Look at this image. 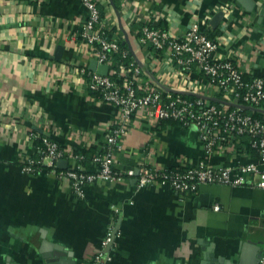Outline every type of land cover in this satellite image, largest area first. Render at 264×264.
Listing matches in <instances>:
<instances>
[{"label":"crops","instance_id":"crops-1","mask_svg":"<svg viewBox=\"0 0 264 264\" xmlns=\"http://www.w3.org/2000/svg\"><path fill=\"white\" fill-rule=\"evenodd\" d=\"M252 3V11L238 0H127L124 5L103 0L100 7L105 24L144 70V82L195 96L200 94L195 81L205 82V76L197 70L189 77L180 74L166 50L139 42L135 25L152 23L182 35L198 20L202 29L215 31L218 58L237 62L246 78L264 77V0ZM87 17L81 0H0V264H54L58 259L52 254H63L68 264H89L100 250L111 256L109 264H200L206 249L228 261L242 251L254 257L260 248L264 254L262 188L201 184L182 193L169 186L138 189L131 181H101L78 196L68 179L47 168L24 172L26 159L38 156L31 130L49 134L69 154L104 150L117 108L91 94L74 70L89 69L96 59L77 37ZM254 155L238 154L235 146L209 152L195 126L152 124L139 111L115 161L121 170L219 168ZM66 159L68 167L87 169L71 156ZM113 221L121 236L104 247ZM249 239L261 245L246 243Z\"/></svg>","mask_w":264,"mask_h":264},{"label":"built area","instance_id":"built-area-1","mask_svg":"<svg viewBox=\"0 0 264 264\" xmlns=\"http://www.w3.org/2000/svg\"><path fill=\"white\" fill-rule=\"evenodd\" d=\"M88 17L80 27L77 37L99 64H108L107 74H100L85 67L74 70L87 84L88 91L117 108V116L111 124L104 150L93 159L95 170L87 172L81 165L67 169L57 167V161L71 156L60 148L49 134L31 130L29 139L39 142L38 156H30L24 162L26 173H36L47 168L59 179H68L78 196L85 187L101 181L130 182L142 189L148 186H169L177 192H195L201 184L228 186L250 185L264 189V120L254 117L246 110L228 104L180 92H169L151 82H144V70L129 51L122 50L117 37L110 36L111 27L105 24L100 4L103 0H81ZM127 0H122L124 5ZM228 9V8H227ZM139 42L153 50H166L180 66V74L190 76L195 70L205 76V82L195 81L200 94L238 101L239 104L264 109V77L246 78L240 65L230 59L218 58V40L209 38L198 20L182 34L168 28L145 23L139 34ZM116 55H120L117 59ZM192 85V84H189ZM143 111L152 124L158 121H174L184 126H195L201 142L209 152L214 149H233L243 136L249 137L255 157L230 167L199 165L184 170L159 168L146 165L121 170L116 166L115 155L122 149L125 137L131 131L133 118ZM80 161V160H79ZM121 231L115 221L110 224L103 246L111 245ZM111 256L104 250L93 255V264H109ZM259 264H264V254Z\"/></svg>","mask_w":264,"mask_h":264},{"label":"water","instance_id":"water-1","mask_svg":"<svg viewBox=\"0 0 264 264\" xmlns=\"http://www.w3.org/2000/svg\"><path fill=\"white\" fill-rule=\"evenodd\" d=\"M113 1V0H111ZM246 9H248L249 11H252L254 8V5L252 3V0H238ZM118 15H119V11L116 10ZM222 15V12H220L219 14H217L213 20L212 23L214 26H216L220 20V16ZM62 45H60L57 49V52L55 53L54 58L56 59H60L61 55H62V50H63ZM89 69L92 71H97L100 74H107L108 70H109V65L108 64H99L98 61L96 59H93L89 65ZM177 92V91H175ZM180 92V91H178ZM183 94H189L188 92H180ZM192 94V93H191ZM197 97L200 98H204V99H208L214 102H217L219 104H228L230 106H235V107H240L244 110H250L252 112H259V113H263L264 114V109L261 108H257V107H251V106H246L243 104H239L237 100H235L234 102H230V101H225L221 98L218 97H210V96H206V95H202V94H194ZM69 165V160L64 158V159H60L57 161V167L61 168V169H67ZM139 172V170L137 169V173ZM137 181L136 178H133L131 180V182L133 184H135ZM246 243H252V244H260L261 245V240L257 241L254 239H249L247 240ZM245 246V245H244ZM56 250L60 251V252H64V248L61 247H56ZM51 256H53L54 258L58 259L54 264H68V260L63 258V254H52ZM263 256V251L259 248L258 253L254 256V257H248L246 256V254L244 253V251H242L239 254V257L237 258V260L235 261H228V260H222L221 258L218 257H212L209 249H206V252L204 253V257L201 261L200 264H206L205 262L209 261V264L212 262H214V264H259L261 257Z\"/></svg>","mask_w":264,"mask_h":264},{"label":"trees","instance_id":"trees-1","mask_svg":"<svg viewBox=\"0 0 264 264\" xmlns=\"http://www.w3.org/2000/svg\"><path fill=\"white\" fill-rule=\"evenodd\" d=\"M102 11H103V9H102ZM135 26H138L139 34H140V31H141V28H142L143 25H135ZM202 30L204 31L205 34L208 35L209 38L213 39V37L215 36V31L212 32L211 30H209L207 28H206V30L205 29H202ZM108 33H109L110 36H114L113 30L108 31ZM120 47H121L122 50L126 49L125 45H123L121 42H120ZM116 56H117V59L121 58L120 55H116ZM132 58H133V56L130 53L129 60H131ZM190 97H194V96H190ZM213 103H216V102H213ZM245 112L252 114L256 118L264 120V114L263 113L252 112L250 110H246ZM163 122H166V121H158L157 123H163ZM171 122H174V121H171ZM38 144H39V142H38ZM58 144H59L60 148L64 149V146L61 143L58 142ZM235 148H236V151H237L238 154H240L242 152H247V153H250L252 155L255 154L254 150L250 147L249 137L248 136H243L241 138L240 142L235 145ZM74 154L79 156L80 162H82L83 164L87 165L86 166L87 169H85L87 172H93L95 170V166L93 165L92 159L98 153H94L92 150L83 149L81 151L80 150L79 151H75ZM179 169L184 170L186 168H179ZM89 264H93V256L91 257Z\"/></svg>","mask_w":264,"mask_h":264}]
</instances>
